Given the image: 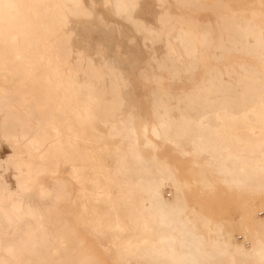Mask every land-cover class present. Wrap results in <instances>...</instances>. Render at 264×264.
Instances as JSON below:
<instances>
[{
    "label": "bare ground",
    "instance_id": "6f19581e",
    "mask_svg": "<svg viewBox=\"0 0 264 264\" xmlns=\"http://www.w3.org/2000/svg\"><path fill=\"white\" fill-rule=\"evenodd\" d=\"M98 1L0 10V141L17 149L0 157V261L107 264L112 248L114 264H264V0L237 11L225 0H153V23L147 0H101L142 33L158 70L144 73L157 88L152 118L138 122L123 109V71L73 44L75 24L130 35ZM164 72L191 86L175 96ZM168 143L190 157V175L158 157Z\"/></svg>",
    "mask_w": 264,
    "mask_h": 264
},
{
    "label": "rangeland",
    "instance_id": "374dc122",
    "mask_svg": "<svg viewBox=\"0 0 264 264\" xmlns=\"http://www.w3.org/2000/svg\"><path fill=\"white\" fill-rule=\"evenodd\" d=\"M89 0H87L88 2ZM98 1V0H96ZM101 0L96 3L97 7L96 10L100 14L103 13L104 19L107 20H120L119 22L123 23L125 26H127L126 30L129 32L131 38L133 40L129 39L128 36L125 37L121 33H117L118 31H109L104 27L101 26H88V25H82V24H75L76 31L73 37V44L77 47H83L89 52L90 54H93L95 56V59L97 61L100 60L99 53L101 52L105 54L109 59H111L116 67L120 68L124 76L129 80V85L127 89L124 92V95L126 97L125 104L123 106V109L125 112H132L134 115V119L136 122L142 119H151V111L152 107L154 105L155 99L153 95V91L157 88V85L150 79H147L144 77L145 72H152L158 70L150 69L149 67V49H147L143 43H142V33L137 32L132 26H129V24L121 18H117L116 16H113L109 13L108 9H104L106 7H102ZM148 2L145 4L147 12L141 13L142 16L148 21V22H155V15L156 12L161 9L160 5L157 3L155 4V1L153 0H147ZM230 3L231 7L234 10H238L241 8H244L248 6L249 0H225ZM248 2V3H247ZM100 3V4H99ZM157 5V6H156ZM158 7V8H157ZM173 9L175 10V7L173 6ZM107 12V13H106ZM106 14V15H105ZM140 14V15H141ZM204 17H213L214 14L209 12H203ZM109 19H108V18ZM115 17V18H114ZM114 18V19H113ZM150 43V41H147ZM155 49H157L158 53H161L163 48L161 47L160 42L155 43ZM96 53V54H95ZM239 55L238 53H235ZM151 63V61H150ZM165 75V88L169 89L173 92L175 96L179 95L181 93L182 88H188L191 86V79L189 76L184 75L181 79L172 78L170 75L166 72H164ZM99 129L103 133H107V126L102 124L101 122L97 123ZM106 136V135H105ZM105 140L111 144L112 141H115L116 139H112L108 136L105 137ZM143 150L146 153H150L151 151L148 148H143ZM156 152L158 154L159 158H166L169 159L170 157H174L182 167V170L185 174H189V171L187 170L191 166L190 157L188 155H181L171 144H166L165 146L162 145L160 148L156 149ZM17 155V149L13 147L10 144H7L6 142L0 141V157L8 156L9 159ZM110 164L113 162V157H109ZM197 187L194 185L192 190L193 192H196ZM164 196L167 198H170L173 193L172 188L165 187L164 190ZM236 195V194H233ZM239 198H244L248 201L247 205L250 204L253 199L243 194L242 196H235ZM224 202H227L226 199H223ZM255 201H258V199H254ZM226 205V206H225ZM222 208H229L228 206H232V203L227 205L225 203ZM227 209L228 215L232 216V208ZM241 208H236L235 211L238 212ZM206 212H209L214 217H217L218 213H221L224 215L222 211L213 210L209 207V209L206 210ZM225 215H227L225 213ZM259 216H264V210L259 212ZM77 234L82 235V231L76 227ZM237 240L241 241L244 239V237L241 235L240 232H237ZM103 242L107 245H109V238L108 236L102 237ZM102 259L107 264H114L115 259V253L112 248L108 250H104V253L102 255Z\"/></svg>",
    "mask_w": 264,
    "mask_h": 264
},
{
    "label": "snow or ice",
    "instance_id": "6c2138e0",
    "mask_svg": "<svg viewBox=\"0 0 264 264\" xmlns=\"http://www.w3.org/2000/svg\"><path fill=\"white\" fill-rule=\"evenodd\" d=\"M12 6V0H0V10H3L5 8H9ZM0 264H4L3 261H0ZM83 264H95L94 261H86L83 262Z\"/></svg>",
    "mask_w": 264,
    "mask_h": 264
}]
</instances>
